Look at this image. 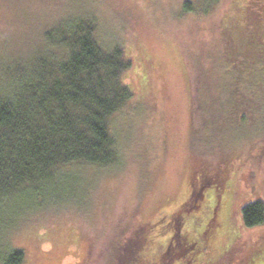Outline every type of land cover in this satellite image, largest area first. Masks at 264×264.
Returning a JSON list of instances; mask_svg holds the SVG:
<instances>
[{
    "label": "rangeland",
    "instance_id": "374dc122",
    "mask_svg": "<svg viewBox=\"0 0 264 264\" xmlns=\"http://www.w3.org/2000/svg\"><path fill=\"white\" fill-rule=\"evenodd\" d=\"M185 1L0 0V87L9 68L47 49L48 30L74 17L93 18L101 38L123 43L133 63L124 80L134 97L113 122L120 164L74 166V197L14 222L5 240L24 264H109L144 224L189 206L199 175L221 179L226 191L234 186L227 208L240 234L229 260L264 243V225L246 229L241 218L242 206L264 201V67L244 80L228 77L223 42L239 0L207 14L183 11ZM225 84L236 89L234 104ZM214 193L191 219H209Z\"/></svg>",
    "mask_w": 264,
    "mask_h": 264
},
{
    "label": "trees",
    "instance_id": "16d2710c",
    "mask_svg": "<svg viewBox=\"0 0 264 264\" xmlns=\"http://www.w3.org/2000/svg\"><path fill=\"white\" fill-rule=\"evenodd\" d=\"M198 1H185L183 11L207 14L223 2ZM230 14L232 29L223 42L222 58L229 61L228 77L239 73L244 80L264 67V0H239ZM99 31L93 18L60 22L46 32L47 49L29 64L9 68L0 87V264L25 263L24 253L5 240L15 221L74 197L67 170L120 164L121 143L113 122L134 97L124 80L133 63L123 43L106 42ZM236 94V89L229 94V104L235 103ZM203 177L190 185L189 206L181 204L171 215L144 224L109 264H264V243L253 254L240 257V251L237 259L229 260L236 255L240 234L227 208L234 186L226 191L221 179ZM213 188L209 219H191ZM241 218L246 229L263 226L264 201L242 206ZM188 220L192 223L186 226ZM182 227L186 231L179 234Z\"/></svg>",
    "mask_w": 264,
    "mask_h": 264
}]
</instances>
